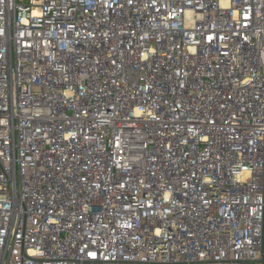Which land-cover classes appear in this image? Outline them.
Returning a JSON list of instances; mask_svg holds the SVG:
<instances>
[{"label":"built area","instance_id":"2783aa9c","mask_svg":"<svg viewBox=\"0 0 264 264\" xmlns=\"http://www.w3.org/2000/svg\"><path fill=\"white\" fill-rule=\"evenodd\" d=\"M218 3L0 0V264H264V0Z\"/></svg>","mask_w":264,"mask_h":264},{"label":"snow or ice","instance_id":"6c2138e0","mask_svg":"<svg viewBox=\"0 0 264 264\" xmlns=\"http://www.w3.org/2000/svg\"><path fill=\"white\" fill-rule=\"evenodd\" d=\"M129 2L131 3V0H129ZM224 2H225V0H219L218 7H221V8H223V9L227 10V11H231V8H232V0H226V2L230 5V6L227 7V8H224V7L221 6L222 3H224ZM181 11H183V9H181ZM32 15H33L34 17H36V16H42V12H40V11H35V12L32 13ZM244 19L247 20L248 17L245 16ZM243 26H244V27H247V25H243ZM244 38L247 39V37H244ZM207 39H208V42H211L212 39H213V37H212V36H208ZM152 51H153V54H154V50H152ZM145 55H147V59H148V54H147V53L143 54V57H144ZM224 55H227V53H224ZM145 60H146V59H145ZM243 83L246 84V83H248V81H243ZM70 135H71V136H74L75 134H74V133H70ZM202 139L207 140L208 138H207V137H203ZM120 186L122 187L123 185H120ZM185 187H187V185H185ZM168 198H169V194H168V193H165L163 199H168ZM205 203H207V201H205ZM128 227H131V225H128ZM155 234H156L157 236H161V235H162L161 230H160L159 228H157V229L155 230ZM248 243H251V241H248ZM84 247L87 248L88 245H85ZM32 254H33V255H37V254H39V255H43V253H35V252L32 253ZM87 255L90 256V257H92V258H96V255H97V254H96V252H94V251H89V252H87ZM201 255H203V253H201Z\"/></svg>","mask_w":264,"mask_h":264},{"label":"clouds","instance_id":"9594fccd","mask_svg":"<svg viewBox=\"0 0 264 264\" xmlns=\"http://www.w3.org/2000/svg\"><path fill=\"white\" fill-rule=\"evenodd\" d=\"M221 6L224 7V8H227V7H229L230 5H229V4L226 2V0H225V2L222 3ZM143 59H147V55H145V56L143 57ZM67 94H68V95H71L72 93L69 92V93H67ZM135 115H137V116L142 115V110H141V109H136V111H135ZM244 175H246V173H245ZM244 175H242L241 177H238V178H239V179H243V178H244Z\"/></svg>","mask_w":264,"mask_h":264},{"label":"rangeland","instance_id":"374dc122","mask_svg":"<svg viewBox=\"0 0 264 264\" xmlns=\"http://www.w3.org/2000/svg\"><path fill=\"white\" fill-rule=\"evenodd\" d=\"M253 264H263V263L258 262V263H253Z\"/></svg>","mask_w":264,"mask_h":264}]
</instances>
